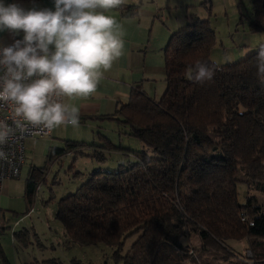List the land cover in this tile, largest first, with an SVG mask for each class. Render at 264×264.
I'll list each match as a JSON object with an SVG mask.
<instances>
[{"label": "trees", "instance_id": "trees-1", "mask_svg": "<svg viewBox=\"0 0 264 264\" xmlns=\"http://www.w3.org/2000/svg\"><path fill=\"white\" fill-rule=\"evenodd\" d=\"M251 3L250 16L242 14L239 22L245 18L250 31L264 32V0ZM216 42L209 18L173 32L164 50L161 97H151L138 84L112 116L120 134L128 128L124 133L147 150L123 148L104 133L90 142L66 139L64 148H54L56 156L74 151L101 162L112 151L138 153L120 170L93 171L60 201L57 217L71 242L115 245V264H186L189 258L212 264L224 259L218 251L226 250L228 241L246 239L254 248L252 259L264 264V207L238 198L241 183L248 191L264 192V80L257 75L264 42L223 66L211 59ZM198 61L219 66L212 81L198 84L186 78ZM26 186L31 196L37 187L33 175ZM20 232H14L17 240ZM134 233L138 236L122 254ZM193 233L201 242L193 246L194 255L189 253Z\"/></svg>", "mask_w": 264, "mask_h": 264}, {"label": "rangeland", "instance_id": "rangeland-1", "mask_svg": "<svg viewBox=\"0 0 264 264\" xmlns=\"http://www.w3.org/2000/svg\"><path fill=\"white\" fill-rule=\"evenodd\" d=\"M251 2L252 0H163L161 16L157 17L156 22L164 31L172 30L168 33L170 37L173 32L185 27L189 22L198 18H209L211 26L217 32V42L212 49L211 59L219 66H223L236 62L254 51L256 46H244V43L249 42V35L259 37L258 42H264V32L250 31L245 18L243 23L239 22L242 14L250 16ZM169 37L162 47V55H164ZM256 44L254 41L253 45ZM247 48L248 51L245 55H241V52ZM156 68L154 84L148 94L158 99L166 87L165 60L162 67ZM114 122V120H106L102 124L79 123L78 127L61 125L52 130L51 137H36L26 140V162L21 175L15 179V182L22 187V194L19 195V206L11 212L10 216L12 231L14 227H17V231L23 232L19 234L17 247L20 250V256L26 254L31 258L26 264H115L117 262L114 254L115 245L105 242L80 245L71 242L62 221L57 217V210L60 201L75 192L89 178L90 173L96 170L105 172L120 170L124 167L121 166L122 163L136 161L138 153L127 155L122 154L123 152L112 151L110 157L101 162L74 151L58 154V156L53 152L54 148L66 146L65 139L97 140L98 130L110 133L108 134L110 139L123 148L136 151L147 150L141 140L124 133L129 131L128 128L121 129L122 134L118 130L117 132L113 131ZM79 131H88V133L82 135ZM85 150L87 152L89 148ZM148 152L154 156L151 150ZM75 155H77L76 158ZM31 170V176H34L37 187L31 195L30 201L27 202L24 194L25 184ZM252 188L248 191L246 184H239V200L246 202L249 199L247 203L264 207V192ZM246 215V212L241 213L243 218ZM137 236L134 233L126 238L121 250L122 254H126ZM189 237V248H191L189 253L194 255L193 246L201 245L200 238L196 233ZM253 240L254 238H252ZM255 243L257 244L256 238ZM218 252L224 259L221 261L214 259L212 264H257L252 259L254 248L246 239L230 240L228 248ZM186 264L199 263L197 260L195 263L189 258Z\"/></svg>", "mask_w": 264, "mask_h": 264}, {"label": "clouds", "instance_id": "clouds-1", "mask_svg": "<svg viewBox=\"0 0 264 264\" xmlns=\"http://www.w3.org/2000/svg\"><path fill=\"white\" fill-rule=\"evenodd\" d=\"M34 2V0H33ZM125 0H54L55 10L0 0V31H23L22 40L0 48V106L12 111L16 128L26 125L49 132L79 126L80 109L67 100L87 99L123 52V28L106 15ZM257 75L264 80V45L257 53ZM218 65L196 62L186 78L213 80ZM13 128L0 122V146ZM6 158L0 150V159Z\"/></svg>", "mask_w": 264, "mask_h": 264}, {"label": "crops", "instance_id": "crops-1", "mask_svg": "<svg viewBox=\"0 0 264 264\" xmlns=\"http://www.w3.org/2000/svg\"><path fill=\"white\" fill-rule=\"evenodd\" d=\"M162 1L125 0V3L119 8L106 13V15L113 16L122 25L124 33L123 52L112 69L104 74L96 93L87 99L74 101L66 99L64 101L75 104L80 109V118L85 121L79 123L96 122L102 124L106 120L115 121L112 116L115 115L120 105L129 100L132 89L138 84H141L149 93L157 73L156 67L163 65L162 47L169 37L168 33L172 31L170 29L164 31L157 25V17L161 16ZM14 2L19 3L26 10L33 6L37 10L45 8L55 10L54 0H34V2L33 0H5L6 4ZM23 36V31L19 34L10 30L0 31V46L5 47L14 38L23 39ZM248 37L249 42L244 43V46H256L253 49L255 50L261 43L257 41L259 37L250 35ZM254 41L257 43L256 45H253ZM247 51L248 48L244 49L241 55H245ZM90 126L92 127V125ZM117 130L118 123L115 121L113 131L117 132ZM79 132L82 135L88 133V131ZM103 132L107 135L110 134L98 130V133ZM119 136L121 137V135ZM31 173L32 170L29 171L30 175ZM15 181V179L8 180L0 187V264H26L31 260L26 254L20 256V250L17 247L18 240L14 235L17 227H14L12 231L13 226L10 225L11 212L19 206V195L22 194L21 185ZM24 194L27 202H29L31 196L26 184ZM23 257L24 259H22Z\"/></svg>", "mask_w": 264, "mask_h": 264}, {"label": "built area", "instance_id": "built-area-1", "mask_svg": "<svg viewBox=\"0 0 264 264\" xmlns=\"http://www.w3.org/2000/svg\"><path fill=\"white\" fill-rule=\"evenodd\" d=\"M16 40L9 43L12 45ZM0 122H5L13 128V132L0 150L4 151L6 158L0 159V187L4 182L18 177L25 162V142L29 138L51 137L52 131L26 125L23 129L16 128L13 123L12 111L7 106H0Z\"/></svg>", "mask_w": 264, "mask_h": 264}, {"label": "bare ground", "instance_id": "bare-ground-1", "mask_svg": "<svg viewBox=\"0 0 264 264\" xmlns=\"http://www.w3.org/2000/svg\"><path fill=\"white\" fill-rule=\"evenodd\" d=\"M15 39H20V40H22L21 38H14L13 40H15ZM13 40H11L10 42H12ZM10 42H9V43H10ZM9 43H8L5 47H7V46L9 45ZM0 48H3V47L0 46Z\"/></svg>", "mask_w": 264, "mask_h": 264}]
</instances>
